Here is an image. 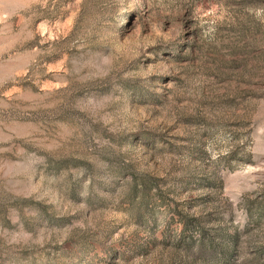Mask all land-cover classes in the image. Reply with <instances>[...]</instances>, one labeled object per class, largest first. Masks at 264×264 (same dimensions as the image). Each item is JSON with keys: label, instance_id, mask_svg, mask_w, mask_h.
I'll list each match as a JSON object with an SVG mask.
<instances>
[{"label": "rangeland", "instance_id": "374dc122", "mask_svg": "<svg viewBox=\"0 0 264 264\" xmlns=\"http://www.w3.org/2000/svg\"><path fill=\"white\" fill-rule=\"evenodd\" d=\"M0 264H264V0H0Z\"/></svg>", "mask_w": 264, "mask_h": 264}]
</instances>
